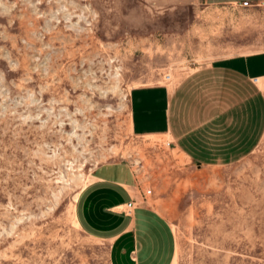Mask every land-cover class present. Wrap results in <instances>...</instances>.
<instances>
[{"label":"rangeland","instance_id":"obj_1","mask_svg":"<svg viewBox=\"0 0 264 264\" xmlns=\"http://www.w3.org/2000/svg\"><path fill=\"white\" fill-rule=\"evenodd\" d=\"M0 0V264H113L80 224L100 166L134 171L176 237L173 264H264V139L204 168L137 137L129 95L264 51V0ZM171 75L170 82L165 80Z\"/></svg>","mask_w":264,"mask_h":264},{"label":"crops","instance_id":"obj_2","mask_svg":"<svg viewBox=\"0 0 264 264\" xmlns=\"http://www.w3.org/2000/svg\"><path fill=\"white\" fill-rule=\"evenodd\" d=\"M129 111L134 135L166 137L189 163L237 164L264 139V51L215 59L168 85L135 87ZM143 194L133 169L124 164L100 166L78 194V220L87 232L109 241L113 264L174 263L173 229Z\"/></svg>","mask_w":264,"mask_h":264},{"label":"built area","instance_id":"obj_3","mask_svg":"<svg viewBox=\"0 0 264 264\" xmlns=\"http://www.w3.org/2000/svg\"><path fill=\"white\" fill-rule=\"evenodd\" d=\"M242 5L245 6V7L253 6V4H250L249 2H244V3H242ZM257 5H259V6H264V1L261 2V3H258ZM165 80L168 81V82H170V81L172 80L171 75L168 74V75L165 77ZM151 194H152V190H147V191L143 194L144 199H146V198L148 197V195H151ZM134 205H135V202H131V203L128 205L129 212L134 208Z\"/></svg>","mask_w":264,"mask_h":264},{"label":"bare ground","instance_id":"obj_4","mask_svg":"<svg viewBox=\"0 0 264 264\" xmlns=\"http://www.w3.org/2000/svg\"><path fill=\"white\" fill-rule=\"evenodd\" d=\"M169 84H171V83H169Z\"/></svg>","mask_w":264,"mask_h":264}]
</instances>
